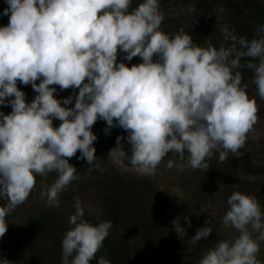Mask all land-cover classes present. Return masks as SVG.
Instances as JSON below:
<instances>
[{"label":"clouds","instance_id":"9594fccd","mask_svg":"<svg viewBox=\"0 0 264 264\" xmlns=\"http://www.w3.org/2000/svg\"><path fill=\"white\" fill-rule=\"evenodd\" d=\"M132 2L5 0L3 14L9 22L0 27V105L10 106L11 112H0V200L6 201L0 206V237L7 231L6 217L33 191L36 176L56 174L40 196L46 206L58 207L61 192L79 179L69 164L78 151L91 172L97 140L91 128L98 119L106 122V134L115 127L128 133L130 156L119 136L108 155L120 163L127 159L140 176L154 175L169 153L185 162L178 166L181 171L208 170L206 161L214 152L220 163L229 154L239 159L259 107L238 69L252 72L250 83L264 101V25L250 40L224 26L218 49L211 42L201 47L183 28L172 36L161 30L159 0H142L135 8ZM187 11L194 12L195 5ZM118 51L126 54L125 60L140 57L142 63L131 68L116 63ZM17 81L37 93L30 104ZM52 85L79 89L74 107H62L72 97L55 99ZM53 119L61 121L59 127H53ZM227 205L221 225L238 235L217 241L199 264H261V204L256 197L233 192ZM73 207L61 240V264H90L113 224L87 222L78 198ZM185 222L191 226L187 217ZM173 225L184 234L178 218ZM212 230L199 228L190 242L207 239ZM97 264L110 261L101 256Z\"/></svg>","mask_w":264,"mask_h":264},{"label":"rangeland","instance_id":"374dc122","mask_svg":"<svg viewBox=\"0 0 264 264\" xmlns=\"http://www.w3.org/2000/svg\"><path fill=\"white\" fill-rule=\"evenodd\" d=\"M256 1L261 7H264V0ZM190 4L195 5V11L191 13L187 11ZM7 7L5 0H0V25L7 26L9 22V17L3 14ZM160 11L164 14V21L161 25V30L164 33L172 36L183 28L185 33L191 35L193 43L201 47H207V43L211 42L212 46L218 49L224 43L222 28L227 26L230 30L231 27V11L223 0H172L160 4ZM153 59L155 61V57ZM84 82L86 83L87 80ZM36 83L39 84L40 81L38 80ZM50 87L56 88L54 98L61 102L72 97V102L69 105L61 103L62 107H74L75 96L78 95L79 89L77 92H62L63 90L57 85ZM36 95L37 93L33 91L31 85L27 86L25 96L33 100ZM60 123L61 121L57 119L52 121L53 127H59ZM115 146L116 141L112 149ZM121 146L126 155L130 156V145L126 139H121ZM240 153L249 154L254 165L264 167V114L260 109L258 121L253 130L248 133L245 146L240 149ZM169 160L173 162L172 168L167 166ZM184 163L176 156H169L158 165L154 175L140 176L129 168L130 164L127 159L120 163L108 155L106 159L95 160L91 165V170L96 174H107L108 177L118 174L127 180H132V186L148 184L149 189L143 209L147 212V208L152 207L150 214L163 235V239L174 243L179 249V253H184L186 256L195 246L190 242L191 238L201 227H212V234L217 237L216 242L232 240L234 236L238 235L234 229H224L221 225V218L228 208L227 198L233 192L256 197L264 210V174L250 175L246 173L239 168L237 159L231 154H229L228 160L220 163L218 152H214L213 157L207 162L210 166L208 170H192L185 167L181 171L178 166H182ZM84 167L89 170L88 164ZM92 178L94 179V177ZM55 179L54 173H50L46 178L36 176L35 187L26 202L6 217L8 224L6 233H9L11 228H24L31 217L37 218L41 213H47L57 220L60 228L57 236L63 238L65 231L69 228L68 219L74 212L72 201L67 197L72 195L76 199L75 193H78L80 186L71 183L68 186V191H63L59 195V206L48 207L45 200L41 199L40 192L45 185L50 186ZM80 184L85 186L80 189V192L84 191L85 194L81 196V199L79 195L77 197L84 209V219L92 225L108 221L105 216V200L99 196L100 192L97 191L94 181L90 179V176H84ZM4 204L5 202L0 203V206ZM143 209L139 208L141 212ZM132 213L133 209L130 208V214ZM185 217L190 220V227L186 224ZM177 218L180 227L184 229V234L175 231L173 221ZM122 224H130V221L119 220L116 224L120 226V231L123 234L125 225ZM57 236L55 235V239L58 238ZM202 254L198 256L202 257ZM257 258L261 264H264V242H260Z\"/></svg>","mask_w":264,"mask_h":264},{"label":"trees","instance_id":"16d2710c","mask_svg":"<svg viewBox=\"0 0 264 264\" xmlns=\"http://www.w3.org/2000/svg\"><path fill=\"white\" fill-rule=\"evenodd\" d=\"M170 1L172 0H159V3L163 4ZM223 1L231 11L230 30H234V34L237 36H243L249 40L254 38L258 27L264 25V7H261L256 0ZM141 2L142 0H133L132 8L137 7ZM0 26L6 25L1 24ZM125 55V53L118 51L116 63H124L129 68L142 63L140 57H134L131 61H127L124 59ZM241 63L243 64L245 61L242 60ZM238 70L242 73V83L248 84L249 98L256 99L259 109L264 114V101L257 96L255 85L250 83L252 72L248 69ZM27 86L17 81V88L24 94L27 93ZM65 91L77 92V89L69 88L62 92ZM8 99H14V97ZM25 102L30 104L32 100L25 96ZM0 112L8 115L11 112V107L0 105ZM106 127V122L98 119L91 128L92 133L97 137L93 143L96 150V160L106 159L116 138L119 136L126 139L128 135L119 127L110 129L106 134L104 131ZM79 156L78 151L69 160V164L76 168L79 176L77 182L74 180L72 185L78 184L81 189L85 187L80 184L84 176H90V179L97 186V191L100 192L99 196L105 200V216L114 224L109 236L104 240L102 248L96 253L90 264H97L101 256L109 260L110 264H199L202 257L198 255L215 245L217 237L211 233L207 239H201L197 242L186 256L184 253L180 254L174 243H169L163 239V235L150 214L152 207H148L147 212L143 209L149 189L148 184L132 186V180H127L118 174L108 177L107 174H96L92 170L89 172L84 167L87 162L78 159ZM169 156L176 155L169 153L165 158ZM237 165L250 175L264 174V167L254 165L251 156L247 153L240 155L237 159ZM54 176H56L55 173ZM80 189L78 193H75L76 199L78 195L81 199V196L85 194L84 191L80 192ZM67 198L72 201L71 205H73L76 200L75 196L71 195ZM3 202L6 203V201L0 200V203ZM130 208L133 209L132 214H130ZM139 208L143 211L141 212ZM119 220L130 221V224H122L125 225V234H122L120 226L116 225ZM59 230L57 220L50 214L41 213L37 218L31 217L24 228H11L9 233L0 237V260L6 259L9 264H61L62 238L57 236ZM55 235L58 238L55 239Z\"/></svg>","mask_w":264,"mask_h":264}]
</instances>
